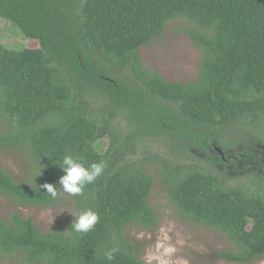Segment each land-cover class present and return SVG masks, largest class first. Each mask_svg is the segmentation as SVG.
I'll return each mask as SVG.
<instances>
[{"label": "trees", "instance_id": "1", "mask_svg": "<svg viewBox=\"0 0 264 264\" xmlns=\"http://www.w3.org/2000/svg\"><path fill=\"white\" fill-rule=\"evenodd\" d=\"M0 17L37 40L21 49L0 40V146L33 162L25 180L0 166V194L49 207L68 188L80 210L63 230H41L10 212L0 218V256L146 264L126 228L160 224L148 199L153 159L161 160L170 209L233 243L219 258L248 264L264 255V165L248 174L252 191L208 167L245 155L231 146L238 140L219 141L221 129H264V0H0ZM180 17L200 50L198 74L186 82L145 67L138 51ZM102 138L109 143L99 152L94 143ZM154 139L165 146L163 159L148 152L140 159L135 144ZM193 150L207 165L177 161Z\"/></svg>", "mask_w": 264, "mask_h": 264}, {"label": "rangeland", "instance_id": "2", "mask_svg": "<svg viewBox=\"0 0 264 264\" xmlns=\"http://www.w3.org/2000/svg\"><path fill=\"white\" fill-rule=\"evenodd\" d=\"M191 27L185 18L168 21L160 37L139 48L143 65L157 71L169 81L194 80L198 74L200 50L192 44L190 36L185 32V29ZM0 40L5 46L13 49L37 45V40L25 36L13 21L4 17H0ZM2 127L3 124L0 122V131ZM221 133L216 136L220 139L219 141L231 144L238 140L237 144H231V146H236L237 151L244 150L245 155L232 161L230 158L225 159L223 164L215 159L211 165L207 162L208 167L226 179V183L230 185L239 183L251 191L257 189V184L252 181V177L263 170L264 129H258L249 124H235L221 129ZM108 143L107 138H102L98 139L94 145L99 152H104ZM135 145L136 155L140 156V159L144 158L147 152L150 155L156 153L163 159L165 146L158 139ZM216 147L223 153L221 146ZM224 151L227 155L233 153V149H224ZM202 156L205 158L204 153L201 155L193 150L192 156L187 155L176 160L207 165L201 160ZM32 164L31 158L23 150L0 146V166L14 178L27 179L30 176ZM144 164L147 165L146 162ZM147 167L155 178L148 199L160 217V224L153 230L135 226L126 228V238L135 243L141 256L146 254L152 257L154 252L161 264H239L228 262L217 256L219 250L234 248L225 234L203 224L182 219L170 209L165 187L161 181V160H150ZM249 172L252 173V177H248ZM12 211L19 212L24 217H30L41 230H63L68 223L77 221L80 217V210L74 201L73 192L68 188L62 190L57 201L49 207L16 205L0 194V218H5ZM20 257L19 254L1 255L0 264H24ZM248 264H264V255Z\"/></svg>", "mask_w": 264, "mask_h": 264}, {"label": "clouds", "instance_id": "3", "mask_svg": "<svg viewBox=\"0 0 264 264\" xmlns=\"http://www.w3.org/2000/svg\"><path fill=\"white\" fill-rule=\"evenodd\" d=\"M153 254L154 255L152 257H148L146 254H144L143 256L140 255V259L146 264H161L154 252Z\"/></svg>", "mask_w": 264, "mask_h": 264}, {"label": "water", "instance_id": "4", "mask_svg": "<svg viewBox=\"0 0 264 264\" xmlns=\"http://www.w3.org/2000/svg\"><path fill=\"white\" fill-rule=\"evenodd\" d=\"M220 151V150H219ZM221 152V151H220Z\"/></svg>", "mask_w": 264, "mask_h": 264}]
</instances>
